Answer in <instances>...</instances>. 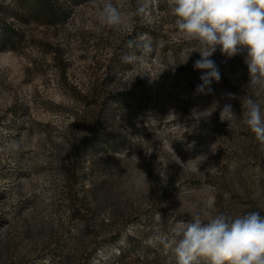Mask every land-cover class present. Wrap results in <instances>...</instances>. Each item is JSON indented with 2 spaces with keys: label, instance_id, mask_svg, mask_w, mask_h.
Returning a JSON list of instances; mask_svg holds the SVG:
<instances>
[{
  "label": "rangeland",
  "instance_id": "rangeland-1",
  "mask_svg": "<svg viewBox=\"0 0 264 264\" xmlns=\"http://www.w3.org/2000/svg\"><path fill=\"white\" fill-rule=\"evenodd\" d=\"M113 3L126 14L119 29L102 26L87 0L72 6L61 27L28 26L26 49L0 51L2 264H175L171 249L150 243L170 222L197 212L205 221L220 213L264 215V145L242 119L246 93L264 108V88L242 84L249 82L246 53L229 58L218 47L211 59L221 80L212 82L211 94H197L198 44L177 29L167 0ZM137 23L158 27V49L149 57L119 52ZM107 75L111 80L102 86ZM102 88L113 109L101 131L118 132L127 147L98 154L93 171L85 160L71 186L70 141L90 134L79 122L82 95ZM120 92L146 98V107L119 106ZM225 104L235 113L230 127L220 120ZM193 109L212 114L201 118L206 114ZM102 183L107 192L100 195L109 199L93 209L74 205Z\"/></svg>",
  "mask_w": 264,
  "mask_h": 264
},
{
  "label": "clouds",
  "instance_id": "clouds-1",
  "mask_svg": "<svg viewBox=\"0 0 264 264\" xmlns=\"http://www.w3.org/2000/svg\"><path fill=\"white\" fill-rule=\"evenodd\" d=\"M102 26L119 29L126 14L113 0H93ZM177 29L189 41H196L200 58L194 68L203 70L197 94H211L212 82L221 80L216 62L217 48L229 58L246 53L249 84L264 88V0H167ZM144 7L137 9L143 13ZM232 94H229L231 96ZM243 103V102H242ZM202 117L212 113L200 112ZM235 113L230 104L220 112L229 127ZM243 123L264 145V108L249 97L242 114ZM162 178L164 177L161 175ZM211 203V201L209 202ZM206 215V214H204ZM150 243L171 249L175 264H264V215L250 211L232 217L223 213L202 218L197 212L188 221L170 222L167 233H157Z\"/></svg>",
  "mask_w": 264,
  "mask_h": 264
},
{
  "label": "trees",
  "instance_id": "trees-1",
  "mask_svg": "<svg viewBox=\"0 0 264 264\" xmlns=\"http://www.w3.org/2000/svg\"><path fill=\"white\" fill-rule=\"evenodd\" d=\"M86 1L87 0H15L13 4L0 5V51L12 50L20 52L26 49L29 43L26 32L28 26L40 25L61 27L70 19L72 6ZM159 8H164L162 2L159 3ZM157 30L158 27L151 23H137L133 31L121 41L119 52H121L123 56L132 54L149 57L153 55L158 49ZM110 80L111 77L107 75L101 80V85L105 86ZM242 84H244L245 88H248L250 85L247 81ZM233 88L235 89L236 87L234 86ZM246 94L248 97L256 100L253 94ZM126 95V92L116 94L114 97L116 99L114 100L115 103L119 106H123L129 101L131 106H136L139 109L146 107V98L137 94H131L130 97ZM82 98H84L85 111L82 115L83 120H79V122H85L89 127L90 134L82 138L75 135L70 141L65 168L68 182L72 183L71 186H73L75 181L83 174L85 160L90 159L92 162V165L90 163L92 166L90 169L92 168L93 171V163H95V158L98 154H106L127 147L126 137L120 135L118 132H115L113 137H108L101 131V125L105 123V116L110 115L113 109V101L103 95V88L95 92L91 91L90 94L82 95ZM15 113H18V111H15ZM109 120L112 121L113 119L110 118ZM97 190L93 191L91 197L86 195L78 199V203L75 202L74 205L77 206L78 204H82L89 209H93V207H97L105 199L110 198V196H107L105 193L100 195L101 192H107L103 183L99 188L97 186ZM95 249L99 251L101 248H97L96 246L94 247V250ZM4 251L5 246L0 245V264H2ZM87 254L86 251L83 252V255ZM120 254H126L125 249L120 250ZM68 264H71V261H69Z\"/></svg>",
  "mask_w": 264,
  "mask_h": 264
}]
</instances>
